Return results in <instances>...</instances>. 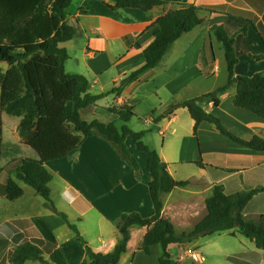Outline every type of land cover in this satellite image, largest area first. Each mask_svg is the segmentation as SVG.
Listing matches in <instances>:
<instances>
[{
	"label": "crops",
	"instance_id": "obj_1",
	"mask_svg": "<svg viewBox=\"0 0 264 264\" xmlns=\"http://www.w3.org/2000/svg\"><path fill=\"white\" fill-rule=\"evenodd\" d=\"M164 1L169 3L167 7L156 6L145 12L135 8L113 10L112 0H72L66 10V22L76 34L74 39L63 43L70 56L65 70L84 76L91 94L106 95L101 100L113 96L114 106H106L107 109L132 108L136 117L126 124L132 131L144 132L143 139L149 134L158 138V142L153 143L157 148L152 149L158 152L176 181L188 182L186 187L175 188L162 197L163 218L174 225L177 234L191 231L206 218V201L216 186H222L229 196L261 189L244 211L246 218L254 220L264 214V152L233 142L208 122L201 123L194 133L195 122L189 111L178 105L211 94L228 82L225 50L211 32L214 26H222L229 36L235 37L239 59L235 67L237 77L264 73V58H253L264 56V42L255 25L201 11L199 16L203 23L175 41L158 66L127 84L120 94L109 93L123 77L145 64L144 51L156 38L154 23L176 4L227 5L252 13L255 24L264 28V0ZM68 63L72 64L69 70ZM0 70L5 72L8 67L4 69L0 65ZM236 93V86H231L218 97L217 107L211 99L201 106L238 138L245 141L255 136L264 138V118L236 107ZM98 103L93 108L97 109ZM6 115L0 114V153L3 143H12L21 146L23 155L16 161L0 158V264H12L13 253L26 243L41 249L46 261L59 250L67 264H91L85 246L69 224L77 227L94 253L108 254L120 239L117 223L122 215L154 216L149 189L152 176L147 170L146 154L137 150L131 137L126 139L130 153L140 166L137 173L110 142L91 136L67 156L45 164L53 176L49 184L51 200L57 211L67 216L69 223L66 222L31 187L16 178L14 171L21 165L22 158L32 156V150L22 143L19 135L21 118L5 120ZM108 119L116 121L119 128L124 125L111 113ZM199 162L204 166H199ZM10 175L24 190V195L15 202L6 197ZM147 231V227L130 228V240L118 264H158L164 253L160 245L153 246L150 255L139 250ZM217 234L241 235L237 230ZM200 241L177 246L176 256L170 253V247L172 263L192 264L186 251L200 250ZM240 244L243 251L238 254L239 259L246 264H264V250L247 238Z\"/></svg>",
	"mask_w": 264,
	"mask_h": 264
},
{
	"label": "trees",
	"instance_id": "obj_2",
	"mask_svg": "<svg viewBox=\"0 0 264 264\" xmlns=\"http://www.w3.org/2000/svg\"><path fill=\"white\" fill-rule=\"evenodd\" d=\"M112 1L114 5L110 7L113 10L135 8L147 12L156 6L169 5L164 0ZM71 2L72 0H0V63L8 65L7 71L0 72V114L21 118L19 135L22 143L32 150V156L22 158L21 165L14 171L16 178L31 187L54 212L68 222L67 216L59 213L51 200L49 184L53 176L45 164L67 156L79 148L86 138L100 136L110 142L121 158L138 173L140 166L126 145V139L131 137L137 150L147 156V170L152 176L149 189L155 214L151 218H143L138 213L122 215L117 223L120 239L113 252L108 254L94 253L77 227L69 224L85 246L92 259L91 264H118L126 251L130 228L133 226L148 228L139 250L150 255L153 246L160 245L163 248L164 253L158 264H176L172 263V256L168 251L172 246L192 243L201 237L230 230H237L254 242L258 249L264 250V214L254 220L244 215L245 209L261 189L229 196L222 186L214 187L212 195L206 201V218L191 231L179 235L174 225L163 218L162 197L175 188L186 187L188 182L176 181L158 152L143 142L145 133L134 132L126 125L136 117L132 108L107 109L109 113L117 116L118 121L124 123L121 128L116 125V121H87L82 118L84 110L95 106L106 95L91 94L89 82L84 76L69 74L65 70L70 56L61 44L71 41L76 34L75 29L66 22V10ZM201 11L227 15L251 23L255 25L264 42V28L255 24L256 19L252 13L227 5L203 7L176 4L154 23L153 27L157 29L156 38L144 51L145 64L123 77L109 94H120L127 84L158 66L175 41L203 23L199 16ZM211 32L225 50L228 82L215 92L188 100L178 107L189 111L195 122L194 133L201 123L208 122L233 142L264 152V138L255 136L251 141L238 138L224 127L219 118L206 112L201 106L202 102L211 99L217 107L218 97L235 85L237 93L234 105L264 118V73L252 77H237L235 67L239 59L235 50V37L229 36L222 26H214ZM253 58L261 60L264 56ZM22 155L20 145L3 143L1 146V159L16 161ZM197 164L204 166L200 162ZM23 195V188L10 175L6 184L7 199L15 202ZM229 260L235 264H246L239 257L232 256ZM27 261L67 264L61 251H54L50 255V261H46L41 249L31 243L19 246L10 258L12 264H25Z\"/></svg>",
	"mask_w": 264,
	"mask_h": 264
},
{
	"label": "rangeland",
	"instance_id": "obj_3",
	"mask_svg": "<svg viewBox=\"0 0 264 264\" xmlns=\"http://www.w3.org/2000/svg\"><path fill=\"white\" fill-rule=\"evenodd\" d=\"M61 47H65V44H63ZM0 65L6 69L8 67L5 63H0ZM72 65L71 63L67 64V70H69V66ZM0 72H3L0 70ZM114 97L111 96L108 98V100H101L98 103L97 109L91 107L82 112V118L87 121H93V120H101L103 122H109L108 119L109 113L105 111L106 106H114ZM107 110V108H106ZM5 120H12V121H18L19 119L12 116H5ZM153 132L155 129H152ZM151 130V131H152ZM150 133V131H149ZM155 133V132H154ZM149 137V139H148ZM151 137V138H150ZM147 139V140H146ZM151 140V141H149ZM156 140V141H155ZM161 140V139H160ZM143 142L149 146L151 149H155L157 147H154L153 143L158 142V138L155 135H147L145 139H143ZM159 144V143H158ZM35 156V155H33ZM31 191V190H30ZM254 209V207H252ZM243 238L241 235L237 236H230L227 234H213L209 236H204L199 238L200 244L199 249L203 252V254L206 256V262L204 264H235L233 261L229 260V257H238V254L243 251V248H241L240 241ZM178 252L177 246H172L170 248V253L173 256H176L175 253Z\"/></svg>",
	"mask_w": 264,
	"mask_h": 264
},
{
	"label": "built area",
	"instance_id": "obj_4",
	"mask_svg": "<svg viewBox=\"0 0 264 264\" xmlns=\"http://www.w3.org/2000/svg\"><path fill=\"white\" fill-rule=\"evenodd\" d=\"M186 255L191 259L192 264H204L206 262V256L198 249H189L186 251Z\"/></svg>",
	"mask_w": 264,
	"mask_h": 264
}]
</instances>
